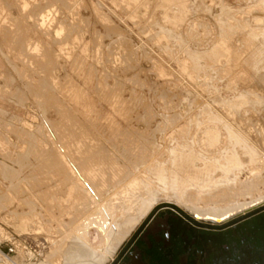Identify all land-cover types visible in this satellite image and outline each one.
I'll use <instances>...</instances> for the list:
<instances>
[{"label": "rangeland", "instance_id": "obj_1", "mask_svg": "<svg viewBox=\"0 0 264 264\" xmlns=\"http://www.w3.org/2000/svg\"><path fill=\"white\" fill-rule=\"evenodd\" d=\"M253 198L264 0H0V264H63L82 240L109 264L159 206Z\"/></svg>", "mask_w": 264, "mask_h": 264}, {"label": "flooded vegetation", "instance_id": "obj_2", "mask_svg": "<svg viewBox=\"0 0 264 264\" xmlns=\"http://www.w3.org/2000/svg\"><path fill=\"white\" fill-rule=\"evenodd\" d=\"M116 250L109 264H264V202L223 222L159 206Z\"/></svg>", "mask_w": 264, "mask_h": 264}, {"label": "bare ground", "instance_id": "obj_3", "mask_svg": "<svg viewBox=\"0 0 264 264\" xmlns=\"http://www.w3.org/2000/svg\"><path fill=\"white\" fill-rule=\"evenodd\" d=\"M254 177H256V176H254ZM257 177H259V176H257ZM256 177V178H257ZM136 178V177H135ZM253 180H254V178H253ZM259 180V179H258ZM258 180L256 181V179L254 180L255 181V183L256 182H258ZM219 181H221V180H219ZM223 181V180H222ZM226 181V180H225ZM228 181V183L230 182V180H227ZM253 181V182H254ZM133 182V181H132ZM234 182V181H233ZM139 182H137V181H135L132 185H131V188L130 189H132L133 191H134V189L133 188H135V191H137V192H135L134 191V193H133V191L131 190V193H133V196H135V195H137V197L138 198H141V200H142V202L141 203H144V204H146V202H147V199H148V197H150V196H152V195H147L145 192H148V191H146V190H144V187H142V185H139L138 184ZM217 183V182H216ZM215 183V184H216ZM260 183V182H259ZM129 184H131L130 182H129ZM221 184V186H217L218 188V191H219V187H220V189H221V187L225 184L226 186H228L229 184H226V183H220ZM223 184V185H222ZM230 184H232V182H230ZM244 184V183H243ZM247 184H248V182H247ZM254 184V183H253ZM257 184V183H256ZM255 184V185H256ZM202 185L204 186L205 184L204 183H202ZM201 185V186H202ZM208 185H209V187H210V185L211 184H207L206 185V187H208ZM217 185H219V182L217 183ZM239 185H241L242 186V184H239ZM245 185V184H244ZM243 185V186H244ZM254 185V186H255ZM211 186H214L213 184L211 185ZM226 186H223V188H224V190H225V192H224V190H222L221 189V194L223 195V193L222 192H224V193H226L229 189H231V191L234 189V186H233V184H232V186L233 187H231V185H229L230 187H226ZM240 186V187H241ZM242 186V187H243ZM246 186V185H245ZM245 186H244V188H245ZM250 187H252L251 186V183H250V185H249ZM249 186L247 187L248 189H250L249 188ZM209 187L207 188V190H206V192L209 190ZM225 187L226 188H229V189H227V191H226V189H225ZM216 189V187H213V189ZM244 188H241V190H243V191H245V189ZM247 188H246V190H247ZM256 188V187H255ZM255 188L253 189V190H255ZM206 188H204V190H205ZM215 189H214V191H215ZM252 189V188H251ZM250 189V190H251ZM144 190V191H143ZM210 190H211V187H210ZM209 190V191H210ZM240 190V189H239ZM238 190V191H239ZM250 190H249V192H250ZM252 190V191H253ZM143 191V192H142ZM214 191H212V193L214 192ZM234 191H235V189H234ZM234 191H233V194H231V193H228V195H226V196H228V197H225V198H227L226 200H228V198H230V196L232 195L234 198H235V196H237V194L239 193V192H237V191H235V193H234ZM140 192V193H139ZM216 192V191H215ZM214 192V193H215ZM230 192V191H229ZM236 192H237V194H236ZM241 192V191H240ZM248 192V191H247ZM248 192V193H249ZM210 194H212L211 192H209ZM208 193V194H209ZM213 193V194H214ZM220 193L218 192V194L220 195ZM243 193H245V192H243ZM251 193V192H250ZM150 194V193H149ZM210 194H209V196H210ZM216 195H218L217 193H215ZM214 194V195H215ZM227 194V193H226ZM229 194H231L230 196H229ZM246 194V193H245ZM240 195H244V194H241L240 193ZM146 196V197H145ZM231 196V197H232ZM212 197V196H211ZM210 197V198H211ZM214 197V196H213ZM215 197H217V196H215ZM214 197V198H215ZM222 197V196H221ZM219 198H220V196H219ZM225 198H221V199H219V200H224ZM257 198V197H256ZM230 199H232V198H230ZM229 199V200H230ZM225 200V201H226ZM261 201V199L260 198H258V199H252L251 201H249V202H244V203H239V204H237V205H234V206H227V207H218V208H206L205 210H198V209H192V208H189V207H186L191 213H193V215L194 216H196V218H198V219H208V220H215V221H217V222H219V221H221V218H223L224 216H226L227 214H229L230 212L232 213L233 211H235L236 209H238L239 207H242V206H246V207H250V206H254L255 204H258L259 202ZM235 206H236V208H235ZM118 208H120V210H121V212H123V214L124 213H128L129 212V210H130V208L131 209H134V208H132L131 207V205H126L125 203H120L119 205H118ZM245 208V207H244ZM242 209V208H241ZM95 211H93V213H94ZM98 213V212H97ZM95 214V213H94ZM123 214H121L122 216H123ZM97 215V214H96ZM100 215V214H99ZM102 216H103V219H102V217H101V219L99 218V216H98V218H96L95 217V219L96 220H98L99 222H100V225L102 224V227L108 222V221H104V216H106L107 218H110V216L108 215V213H106V212H104L103 214H102ZM115 216H117V215H115ZM114 216V217H115ZM91 219H93V218H91ZM95 219H94V222H96L95 221ZM119 219V218H118ZM89 221H91V220H88V223H89ZM128 221H129V219L128 220H126L123 224H129L128 223ZM85 223H86V221H85ZM97 223V222H96ZM94 224V223H93ZM99 224V223H98ZM90 225L92 226V224L90 223ZM90 225H88V226H90ZM107 225V224H106ZM85 226L87 227V224H85ZM93 227V226H92ZM105 227V226H104ZM103 227V228H104ZM108 227V226H107ZM88 228V227H87ZM109 228V227H108ZM106 229V228H105ZM105 231V230H104ZM107 231H108V229H107ZM127 232H129V231H125V233H127ZM103 233V232H102ZM101 235V234H100ZM104 235H106V234H104ZM109 236V235H108ZM81 237V236H80ZM79 237V238H80ZM84 237V236H83ZM103 237V236H102ZM81 239H82V237H81ZM106 239V238H105ZM104 240V239H103ZM85 242L86 241H84L83 242V240H82V242L81 241H79L78 243H77V245H75L74 247H72L69 251H68V253H67V255H66V260L63 262V264H94V262H96L95 260H98V259H96V258H93V257H91L92 256V253H93V251L91 250V249H89V248H91V247H87V245L85 244ZM106 252H107V250H106ZM35 254V253H34ZM93 256H95V255H93Z\"/></svg>", "mask_w": 264, "mask_h": 264}, {"label": "built area", "instance_id": "obj_4", "mask_svg": "<svg viewBox=\"0 0 264 264\" xmlns=\"http://www.w3.org/2000/svg\"><path fill=\"white\" fill-rule=\"evenodd\" d=\"M10 251H12V249H10Z\"/></svg>", "mask_w": 264, "mask_h": 264}]
</instances>
